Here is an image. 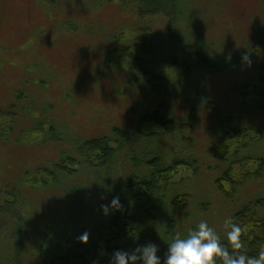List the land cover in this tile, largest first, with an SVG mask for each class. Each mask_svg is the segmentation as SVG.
I'll list each match as a JSON object with an SVG mask.
<instances>
[{
	"label": "rangeland",
	"instance_id": "1",
	"mask_svg": "<svg viewBox=\"0 0 264 264\" xmlns=\"http://www.w3.org/2000/svg\"><path fill=\"white\" fill-rule=\"evenodd\" d=\"M139 7L141 0H0V112L15 113L0 117V205L18 197L22 217L9 216L0 229V264H41L67 229L104 220L102 204L114 196L131 200L135 192L125 185L147 176L146 163L157 157L190 163L167 176L170 186L155 226L164 247L174 233L184 237L202 220L227 242L224 221L264 197V134L255 131L264 127V108H246L237 90L248 84L249 103L259 105L264 0H179L166 15L153 16H141ZM145 36L149 54L139 45ZM184 44L214 67L197 66L196 57L189 59L191 71L176 66L185 58ZM136 59L149 72L146 78L135 70ZM151 82L168 92L156 95ZM207 101L219 109L207 110ZM161 105L180 122L195 108L191 128L165 134L157 123L140 125L142 115ZM228 116L253 130L224 139L220 121ZM115 129L130 139L118 140ZM105 137L116 154L109 165L91 166L78 147ZM222 140L228 162L209 151ZM66 157L79 161L77 175L37 184L44 176L38 168ZM230 166L241 185L225 182L223 194L215 181ZM184 195L186 201L174 206ZM169 221L177 226L163 237ZM153 230L150 242L163 250Z\"/></svg>",
	"mask_w": 264,
	"mask_h": 264
},
{
	"label": "trees",
	"instance_id": "2",
	"mask_svg": "<svg viewBox=\"0 0 264 264\" xmlns=\"http://www.w3.org/2000/svg\"><path fill=\"white\" fill-rule=\"evenodd\" d=\"M178 2L179 0H141L142 7H139V12L141 16H153L161 13L166 15L167 11L170 8H175ZM179 41L181 42V40ZM139 45L141 48L145 49V54L151 52V42L148 40L147 36H145L143 44ZM184 45L183 51L185 58L180 61H175L174 64L176 66L186 67L191 71L195 65L190 63L189 59L190 57H196L199 60L197 66L214 67L200 52L194 50L192 44ZM135 66V70L138 74L143 75L142 77L146 78L147 75H149V72L144 71L142 68L143 63L141 59L138 61L136 59ZM153 78L161 80L160 77L155 76ZM261 81L264 84V78ZM150 88L156 95H162L168 92L167 86L162 83L151 82ZM249 89L250 86L248 84H243L237 88L243 105L248 109L264 108V92L258 94L259 105H251L248 101ZM254 91L257 92V89H254ZM199 102L202 103V101ZM204 104L205 108L209 111H216L219 109L214 101H207ZM14 114V112L9 111L5 113L0 112V117L13 116ZM196 116V109L193 108L186 120L180 122L171 118L161 105L154 110L153 113L142 115L139 118V122L140 125L154 122L164 129L165 134H176L191 128ZM220 130L224 139H233L253 129L241 124L237 117L228 116L220 121ZM255 131L256 134H264V127L256 129ZM137 132L140 133V129H137ZM129 134L120 129H115L113 132V135L116 136L118 140L130 139L131 134ZM110 143L111 139L109 137L87 140L79 145L78 153L80 156L84 157L86 162H89L91 166L109 165L116 154V150L111 148ZM223 144L222 140L214 144L209 151L211 154L215 155L218 160L228 162L229 149L227 150V148L229 147ZM77 164H79V161L75 158H62L49 168H38L37 171L43 173L44 176L41 182L37 183L36 179H34L33 182L42 187L48 186L50 182L58 183L62 177L66 178L77 175L79 173V170L75 167ZM189 164L190 163L185 160H174L172 163H165L161 157L154 158L147 162L146 165L149 170L148 175L125 185V188L130 194L133 192L135 193L131 200H120L123 205L122 211L113 210L111 214L106 216L101 222L92 223L87 220L86 222L83 221V224L80 223L77 229H67V232L57 239L52 254H48L46 260L44 258L41 264H110L112 254L115 250H132L139 245L150 242L148 236L150 228H154L151 233L153 241H155L159 247L160 245L161 248L164 247L165 244L160 242L158 236L159 232L156 230L155 226H157L165 196L170 186L167 176L175 172L179 165L189 166ZM263 167L264 160H261L260 170H262ZM231 173L232 166L227 167L215 181L218 190L223 194L227 193L224 189L225 182L231 183L234 187L241 185V183H237L233 180ZM251 176L253 175H250L246 179L251 178ZM178 198L179 196L172 201L174 206H178L181 202L186 201L187 196L184 195L181 199ZM259 209H264V197L244 205L231 216V220L242 228V238L247 245V254L252 256H258L259 251L264 249V213L259 215ZM19 210L21 211V203L18 197H14L13 200H7L0 205V229L6 228L9 216L11 221H18L17 219L19 218L22 220L21 214L19 215L18 213ZM176 226L177 224L175 222L169 221L166 225L167 231L163 237H170ZM249 226L250 228L246 232L245 229ZM195 228L196 227L190 230ZM85 230L90 234L88 244H84L78 239ZM70 231L73 232L71 235H69L71 233ZM181 233L178 234L181 236ZM176 235L177 234L174 233V238ZM146 236H148V238ZM224 243L227 245V242ZM166 248L167 247H164L163 250H160L158 253L162 260L167 251Z\"/></svg>",
	"mask_w": 264,
	"mask_h": 264
},
{
	"label": "clouds",
	"instance_id": "3",
	"mask_svg": "<svg viewBox=\"0 0 264 264\" xmlns=\"http://www.w3.org/2000/svg\"><path fill=\"white\" fill-rule=\"evenodd\" d=\"M242 62L251 66L247 53L241 54ZM105 199V197H101ZM105 216L114 211H122L123 205L119 196H114L109 204H102ZM224 235L227 245L221 236L211 228L207 221H200L197 227L181 237L179 234L168 243L163 260L155 243L148 242L132 250H115L110 264H264V249L258 256L247 254V245L243 240L242 228L230 218L224 221ZM90 234L85 230L78 239L89 243ZM231 249V250H230Z\"/></svg>",
	"mask_w": 264,
	"mask_h": 264
}]
</instances>
